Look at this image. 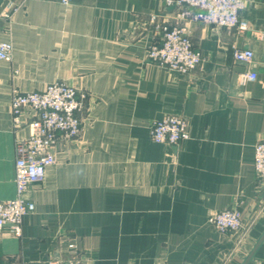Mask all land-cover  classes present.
I'll return each instance as SVG.
<instances>
[{"label":"crops","instance_id":"1","mask_svg":"<svg viewBox=\"0 0 264 264\" xmlns=\"http://www.w3.org/2000/svg\"><path fill=\"white\" fill-rule=\"evenodd\" d=\"M165 0H0V200L15 197L13 90L64 81L88 93L78 138L28 197L20 237L0 234V264H48L74 240L85 264H264V182L254 173L264 139V0H248V30L185 21L203 61L187 75L146 51L152 16L175 23ZM235 48L254 52L236 61ZM257 73L247 79V72ZM165 114L188 120L178 143L152 138ZM231 208L243 228L209 218Z\"/></svg>","mask_w":264,"mask_h":264},{"label":"built area","instance_id":"2","mask_svg":"<svg viewBox=\"0 0 264 264\" xmlns=\"http://www.w3.org/2000/svg\"><path fill=\"white\" fill-rule=\"evenodd\" d=\"M67 1V0H65ZM248 0H165L166 6L179 9L175 23L152 16L154 41L148 45L146 56L158 66L187 75L202 63L204 57L196 50L185 21L191 20L235 29L239 34L248 30V22L241 16ZM236 61L252 63L254 52L249 48H235ZM0 60H12V47L0 41ZM247 79L257 73L247 72ZM88 94L64 81L48 84L43 90L22 92L14 90L11 100L12 124L15 129L27 128V135L15 141L16 195L0 200V234L6 229L20 237L27 214L35 210L28 197L31 188L44 181L47 169L56 162V147L78 138L81 132V112ZM157 142L178 144L190 136L188 120L177 114H165L155 120L151 129ZM254 173L264 182V139L255 144ZM209 222L218 230L236 231L243 226L240 212L227 208L215 212ZM48 264H85L74 240L67 243L62 257Z\"/></svg>","mask_w":264,"mask_h":264},{"label":"rangeland","instance_id":"3","mask_svg":"<svg viewBox=\"0 0 264 264\" xmlns=\"http://www.w3.org/2000/svg\"><path fill=\"white\" fill-rule=\"evenodd\" d=\"M15 90H16V89H15ZM17 90H18V89H17ZM79 90H80V89H79ZM13 91H14V90H13ZM81 91L86 92V91H84V90H81ZM86 93H87V92H86ZM12 94H13V93H12ZM87 94H88V93H87ZM12 125H13V124H12ZM242 220H243V219H242ZM242 228H243V226H242ZM242 228H241V229H242ZM241 229H240V230H241ZM237 231H239V230H236V231H234V232H237Z\"/></svg>","mask_w":264,"mask_h":264}]
</instances>
